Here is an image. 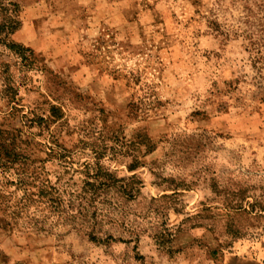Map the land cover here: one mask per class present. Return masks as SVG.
I'll return each mask as SVG.
<instances>
[{"label": "rangeland", "instance_id": "374dc122", "mask_svg": "<svg viewBox=\"0 0 264 264\" xmlns=\"http://www.w3.org/2000/svg\"><path fill=\"white\" fill-rule=\"evenodd\" d=\"M4 8L0 264H264V0Z\"/></svg>", "mask_w": 264, "mask_h": 264}, {"label": "trees", "instance_id": "16d2710c", "mask_svg": "<svg viewBox=\"0 0 264 264\" xmlns=\"http://www.w3.org/2000/svg\"><path fill=\"white\" fill-rule=\"evenodd\" d=\"M5 13H6V16H5ZM10 14L11 13L9 12V10L7 8H4V19H3V23L0 24V45H3L5 47H7L8 49L14 51L22 59L26 60L27 58L25 57V54H23V52L27 51V50H25V48H23L19 45L13 44V43H7L6 42V40L9 38V36L11 34H14L15 31L18 29L17 22L12 19L13 16H11ZM136 167L137 166H131L129 169L131 171H134L136 169Z\"/></svg>", "mask_w": 264, "mask_h": 264}]
</instances>
